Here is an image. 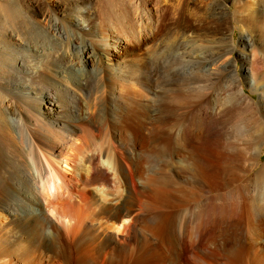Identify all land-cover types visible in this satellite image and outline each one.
Returning a JSON list of instances; mask_svg holds the SVG:
<instances>
[{
  "label": "bare ground",
  "instance_id": "obj_1",
  "mask_svg": "<svg viewBox=\"0 0 264 264\" xmlns=\"http://www.w3.org/2000/svg\"><path fill=\"white\" fill-rule=\"evenodd\" d=\"M24 17L0 61V264H264V0Z\"/></svg>",
  "mask_w": 264,
  "mask_h": 264
},
{
  "label": "rangeland",
  "instance_id": "obj_2",
  "mask_svg": "<svg viewBox=\"0 0 264 264\" xmlns=\"http://www.w3.org/2000/svg\"><path fill=\"white\" fill-rule=\"evenodd\" d=\"M105 1L106 0H93V3L95 4V6L98 7L99 5L104 3ZM57 2H61V0H0V44L1 43L3 44V45L2 44L0 45V61H2L3 58H5L8 54L7 49L4 48L5 42H3V41H9V39L10 40H13V39L16 40L17 37L18 38L21 37L19 33H21L20 28L23 24L22 22L25 20L24 14L26 12L32 13V11H35V10H38V11L39 10H45L49 7L50 4H55ZM86 5H87V3H86ZM24 9H25V12H24ZM17 10H18V14L20 12V15H18L17 13L14 12ZM22 14H23V16H22ZM237 32H239V30H237ZM56 36H57V38L64 40V41L66 39L65 42L70 41V40H75V38L68 33L62 34V35L56 34ZM237 37L239 38V33H238ZM158 54H160V53H158ZM165 54H167V53H165ZM177 58H178L177 54H173L171 56L169 55L167 57L168 64H171V65L175 64L174 62H176Z\"/></svg>",
  "mask_w": 264,
  "mask_h": 264
}]
</instances>
